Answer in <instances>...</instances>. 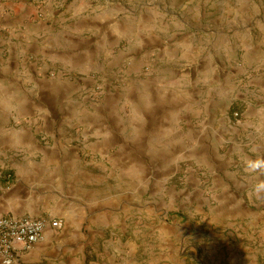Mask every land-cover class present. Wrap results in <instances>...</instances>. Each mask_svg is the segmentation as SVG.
Returning a JSON list of instances; mask_svg holds the SVG:
<instances>
[{"label":"rangeland","instance_id":"374dc122","mask_svg":"<svg viewBox=\"0 0 264 264\" xmlns=\"http://www.w3.org/2000/svg\"><path fill=\"white\" fill-rule=\"evenodd\" d=\"M49 1L0 0V199L11 195L36 213L25 216L54 219L67 212L74 197L68 188L62 194L52 180L61 148L79 155L82 166L94 163L89 171L104 173V191L118 175L137 169L142 176L138 197L132 190L128 197L140 202L139 213L127 228L120 219L108 229L106 236L114 234L110 244L104 235L93 240L95 232L88 227L72 242L78 230L63 228L34 248L43 257L36 263L73 260L83 241L86 262L104 249H120L113 264L136 258L138 264H167L153 261V252L170 233L174 264H264V199L253 195L247 200L252 207L243 204L240 215L226 210L245 200L234 190L223 191L244 165L230 157L231 142L204 144L197 132L214 122L217 101V125L245 131L250 122H260L264 0H90L104 1V14L95 13L86 0ZM103 15L104 24L99 21ZM76 22L93 26V33L100 30L92 49L86 48L87 39L77 40L79 51L70 50L72 39L62 40L64 27L73 29ZM53 45L54 51L48 50ZM86 59L98 67L89 71L90 90L75 94L70 90L80 77L75 63ZM38 83L63 89L59 105L85 114L73 117L70 111L68 120L59 116L54 123L51 117V123L38 125L32 122L35 115L4 116L8 102L22 105ZM140 108L145 116L138 124L134 114ZM128 137L144 139V145L133 140L129 146ZM96 140L102 142L99 151ZM43 155L50 172L23 171L30 159ZM154 175L159 176L150 179ZM133 245L138 250L134 259Z\"/></svg>","mask_w":264,"mask_h":264},{"label":"crops","instance_id":"0c3cea01","mask_svg":"<svg viewBox=\"0 0 264 264\" xmlns=\"http://www.w3.org/2000/svg\"><path fill=\"white\" fill-rule=\"evenodd\" d=\"M86 1L89 2V5L91 6L95 5V8L93 6V8L95 9V13L97 10L99 14H104V1ZM91 6L89 7V9L92 8ZM86 11L87 9H84V11L81 12L82 15L79 18L83 19L80 20V22L85 20L84 15ZM73 16L74 15H72V18ZM74 19H76V17ZM99 21H103L102 24H104V15L99 18ZM69 27L70 25H66V27H64V30L61 31L60 36L62 37L63 41H68L70 39L74 41V45H72V47L70 48V50L72 49L71 51H79L80 48H82L79 43V45H77V40L81 41L87 39L88 47L86 46V48H93L92 38L95 35L97 36V33H100L99 29L96 33H93L92 31H96V29L93 26L86 27L83 23H77V25H75L73 29H70ZM67 28L69 31L65 30ZM48 50L54 51V45L52 47H49ZM21 53L23 55L26 53V51H22ZM16 56H18L17 53ZM31 65L34 67V69L38 68L36 64ZM97 67L98 65L96 66L95 61H92L91 59L79 61L78 63L76 62L75 72L80 74V77L76 76L74 78V82L70 90H72L75 94L82 92V90L84 89L90 90L89 86L92 81H90V78L88 77L89 71L97 69ZM35 85L31 86L32 88H34L32 95L29 94V96L26 97L24 101H22V105L18 103V106H16L12 102H8L7 107H4L6 110V115L4 116H9L14 119V116L35 115L36 119H33L32 122L34 125H38L40 122H42L43 124L51 123L55 118L59 116H61L62 119L66 118L68 120L70 111L72 112L73 117L85 114L83 113L84 110H79V112H77L76 109H70V107L59 105V101L61 99L60 92H62L63 89H46L44 88V86L46 85ZM12 90L13 92L20 93L14 88H12ZM262 100V105L264 107V98ZM214 105H216V107L214 108L215 112L213 116L215 118L214 122L210 124L209 127L204 126L201 131L197 130L198 137L201 139V141L205 140L204 144L212 143L216 145L231 142V147L233 148L234 152L232 151L233 154L230 157H232L233 160H237V164H239L240 166L244 165V161L248 158L255 160L257 157H264V108H261L260 110V114L262 116L260 122L256 126L252 122H250L249 127H247L245 131H243L242 129H239L241 128L240 126L238 127L236 125H217L216 121L218 120L220 107L219 101L214 102ZM2 115L3 113L0 112V120ZM134 116L137 117L138 124L143 123L145 116L143 108H140V111L138 113L135 112ZM51 117H53V119L50 122ZM55 122L56 120H54V123ZM57 124L62 125V122L57 121ZM88 127L91 130L93 129L92 125H89ZM84 130L86 129L84 128ZM188 135L189 132L185 134L184 138L188 139ZM104 136H106V138H111L110 135ZM104 136L97 134L98 139H104ZM127 140L129 142V146H133V140H138L139 145H144V139H133L132 137H128ZM182 140V142L186 144L185 140ZM100 143L102 142L99 140H96L93 143V146L97 151H99ZM57 155V167L54 168L56 172L53 173L52 180H56V185L58 186L57 188H59L62 194H65V190L68 188L70 196H73L74 199L69 202L70 208L67 212L60 211L63 213H58L57 215H54L53 218L62 219L65 223V230L71 227L76 229V232L78 230V233L75 234L72 242L73 240H79L81 237V229L88 227L95 232V234L92 235L93 240H96L97 235L99 237L101 235H104V237H108V239H106L104 242L111 243L114 234L111 233L109 236H106L105 234L109 232L108 229L110 227L114 228V226H116L118 220L120 219L121 222H123L125 228H127L128 220L131 218H136V214L139 213V211H135L140 209V202H135V200L130 201L128 200V197L130 194V190L133 191V196L138 197V192L141 187V172L136 169L130 171L127 175H124L122 177L118 175V180L108 184L107 191H104V173L100 172V176L99 174H92V172L89 171L91 167L89 165H94V163L87 162L85 163V166H82V159L79 155H72L70 148H68V150L66 148H61L60 150H58ZM30 160L31 161L29 162V166L23 169L26 174L44 175L45 173L50 172V168L46 166V162H48V159H46L44 155L40 158V160ZM244 169L245 166L241 168L242 171L238 169L236 172H234L233 179L230 180V182L223 188V191L225 193H228V191L230 193L231 190H234V194L237 193V195L244 197V201L238 200V202L232 205L230 204L226 208V210L232 209L233 211L237 212L238 215H240V211L244 210V205H246L245 207H252L253 205L247 202V200L250 201L253 197V195L250 194L252 185L257 181V179L264 180V175H258L256 173L249 174ZM157 176L159 175H154V177L151 176L150 179L156 180ZM123 177H125L126 180L123 181ZM125 183L131 184V186L128 187L127 185H124ZM234 194H230V196H233ZM217 207L219 208V206L217 205L214 208ZM0 213L17 216L25 214H36L35 211H32L30 207L24 208L23 206L19 205V203H16V201L12 199L11 195L0 199ZM213 213L218 214L219 212L217 213L216 210V212ZM211 226L209 232L213 233V231L211 230ZM92 231H90V233ZM165 235L169 238L163 237L162 240L158 242L159 245H157V247L154 249L153 254L159 257L156 256V258H153V261L156 260V262H158V260L160 259L162 260V262H167V264H174L173 262H171V260H173L174 252V244L171 239L172 235L170 233H165ZM47 239H49V236L46 235L45 240H43L42 243L46 242ZM51 242L52 241H49V243ZM116 243H121L122 245L121 239H116ZM78 245L79 243H77V247ZM80 245V249L76 250V258L70 261L60 262L59 264H113V262L116 260L115 249H113L112 252L106 251L104 249L103 254H97L96 258H93L92 261L86 262V250L83 241H81ZM118 251H120V249H118L116 252ZM245 251H248L247 247L244 248V252ZM137 252L138 250L136 249V246L133 245V247H131V254H133V259L136 258ZM42 259V255H38L35 251H33L24 255L18 264H37L36 262ZM182 260L183 263H186V258ZM130 264H138V258H136V260L134 259Z\"/></svg>","mask_w":264,"mask_h":264},{"label":"built area","instance_id":"2783aa9c","mask_svg":"<svg viewBox=\"0 0 264 264\" xmlns=\"http://www.w3.org/2000/svg\"><path fill=\"white\" fill-rule=\"evenodd\" d=\"M62 219L0 214V264H18L45 240L64 228Z\"/></svg>","mask_w":264,"mask_h":264},{"label":"clouds","instance_id":"9594fccd","mask_svg":"<svg viewBox=\"0 0 264 264\" xmlns=\"http://www.w3.org/2000/svg\"><path fill=\"white\" fill-rule=\"evenodd\" d=\"M244 166V170L249 174L264 175V157H257L255 160L248 158L244 161ZM250 194L258 199H264V180L257 179L250 189Z\"/></svg>","mask_w":264,"mask_h":264}]
</instances>
